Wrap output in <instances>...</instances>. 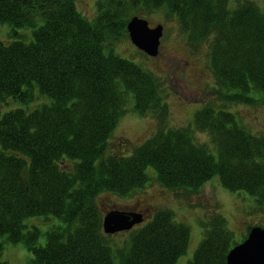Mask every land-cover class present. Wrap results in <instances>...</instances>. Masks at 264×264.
<instances>
[{
    "label": "trees",
    "instance_id": "obj_1",
    "mask_svg": "<svg viewBox=\"0 0 264 264\" xmlns=\"http://www.w3.org/2000/svg\"><path fill=\"white\" fill-rule=\"evenodd\" d=\"M158 11L175 17L187 47L208 49L219 102L203 106L185 129L167 126L161 80L112 50L131 18ZM0 26L9 32L0 41V238L23 244L30 264H176L189 233L167 210L122 248L102 231L99 196L130 198L149 182L147 169L163 189L190 194L218 177L264 208V139L222 107L264 101V8L247 0H97L89 21L75 0H0ZM129 111L153 119L156 132L129 157L107 153ZM195 133L209 145L196 143ZM37 217L59 221L43 245L40 231L25 224ZM200 226L187 264H226L238 244L226 221L214 213Z\"/></svg>",
    "mask_w": 264,
    "mask_h": 264
},
{
    "label": "rangeland",
    "instance_id": "obj_2",
    "mask_svg": "<svg viewBox=\"0 0 264 264\" xmlns=\"http://www.w3.org/2000/svg\"><path fill=\"white\" fill-rule=\"evenodd\" d=\"M254 3L259 9L264 8V0H247ZM97 0H75L77 11L87 20L96 17ZM150 28H163L158 54L149 58L134 48L128 37H124L112 45V50L118 57L138 65L142 69L154 73L163 83L168 106L167 126L172 129H185L192 126L194 114L203 106L214 105L219 102L213 96L214 80L209 69L208 49L200 46L196 51L187 47L179 25L174 18L166 19L162 11L142 16ZM16 31L18 36L28 35L27 32ZM8 29L0 26V41L8 42ZM31 39L30 36H27ZM128 108H132L133 100L129 95ZM44 103L38 100L31 108ZM221 104V103H219ZM19 109L24 108L17 103ZM14 108L13 105L10 106ZM17 107V108H18ZM225 110L235 115L238 123L255 136L264 139V101L256 98L252 105L226 104ZM28 110L30 107H27ZM5 111L0 112V118ZM156 132V123L149 117H140L131 111L119 120L107 145V153H120L122 157H129L134 149L141 146ZM194 140L199 144L209 145L208 136L195 133ZM123 146L126 148L124 149ZM212 154H215L211 150ZM149 182L140 191L130 198H120L108 193L101 194L98 204L102 212L126 211L140 213L144 221L130 231L120 232L109 236L111 244L124 247L129 243L131 232L150 222L160 210H167L173 214L174 222L187 227L189 240L185 254L176 264H187L202 240L200 224L214 213L226 221L227 229L232 232L236 243L247 238L248 231L254 227L264 230V208H258L254 199L239 192L231 193L224 189L218 177L205 183L197 194L185 191H170L163 189L155 180L152 169L146 170ZM26 226L36 227L40 233L39 245L45 241L44 234L51 228L57 227L59 221L53 217H37L26 221ZM113 248V247H112ZM114 249V248H113ZM31 255L23 244L12 245L4 243L0 238V262L7 264H30Z\"/></svg>",
    "mask_w": 264,
    "mask_h": 264
},
{
    "label": "water",
    "instance_id": "obj_3",
    "mask_svg": "<svg viewBox=\"0 0 264 264\" xmlns=\"http://www.w3.org/2000/svg\"><path fill=\"white\" fill-rule=\"evenodd\" d=\"M131 44L146 56L154 58L158 54L162 37V27L149 28L147 22L132 18L126 26ZM142 216L135 213L111 211L102 219L104 235H114L130 231L141 224ZM226 264H264V230L252 228L245 241L233 247L226 256Z\"/></svg>",
    "mask_w": 264,
    "mask_h": 264
}]
</instances>
